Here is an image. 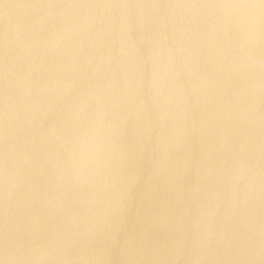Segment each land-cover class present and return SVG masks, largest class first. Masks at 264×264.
<instances>
[{
  "label": "rangeland",
  "instance_id": "374dc122",
  "mask_svg": "<svg viewBox=\"0 0 264 264\" xmlns=\"http://www.w3.org/2000/svg\"><path fill=\"white\" fill-rule=\"evenodd\" d=\"M1 1L0 264H264V0Z\"/></svg>",
  "mask_w": 264,
  "mask_h": 264
},
{
  "label": "bare ground",
  "instance_id": "6f19581e",
  "mask_svg": "<svg viewBox=\"0 0 264 264\" xmlns=\"http://www.w3.org/2000/svg\"><path fill=\"white\" fill-rule=\"evenodd\" d=\"M0 1H1V0H0ZM10 1L12 2V0H10ZM10 1H9V2H10ZM16 1H17V0H16ZM32 1H33V0H32ZM34 1H35V0H34ZM64 1H65V0H64ZM87 1H88V0H87ZM153 1H154V0H153ZM212 1H213V0H212ZM217 1H218V0H217ZM1 2L3 3L4 1H1ZM29 2H30V0H29ZM35 2H36V1H35ZM47 2H48V1H47ZM54 2H55V1H54ZM70 2H71V1H70ZM92 2H93V1H92ZM230 2H231V1H230ZM230 2H229V3H230ZM261 2H262V1H261ZM13 3H14V2H13ZM27 3H28V2H27ZM31 3H32V2H31ZM37 3H38V2H37ZM73 3H74V2H73ZM96 3H97V2H96ZM177 3H178V2H177ZM197 3H199V2H197ZM246 3H247V2H246ZM262 3H263V2H262ZM15 4H16V3H15ZM18 4H19V3H18ZM18 4H17V5H18ZM23 4H24V3H23ZM29 4H30V3H29ZM29 4H28V5H29ZM71 4H72V3H71ZM129 4H130V3H129ZM217 4H218V3H217ZM217 4H216V5H217ZM222 4H225V3H222ZM231 4H232V3H231ZM238 4H239V3H238ZM2 5H3V4H2ZM10 5H11V4H10ZM19 5H20V4H19ZM28 5H27V6H28ZM45 5H46V3H45ZM75 5H76V4H75ZM83 5H84V4H83ZM136 5H137V3H136ZM160 5H161V4H160ZM20 6H21V5H20ZM22 6H23V5H22ZM35 6H36V3H35ZM35 6H34V7H35ZM47 6H48V5H47ZM50 6H51V5H50ZM219 6H220V5H219ZM219 6H218V7H219ZM232 6H233V5H232ZM241 6H242V5H241ZM243 6H244V5H243ZM243 6H242V7H243ZM3 7H4V6H3ZM7 7H9V6H6V9H7ZM15 7H16V6H15ZM24 7H25V6H24ZM34 7H33V8H34ZM53 7H54V6H53ZM72 7H73V6H72ZM86 7H87V6H86ZM184 7H185V6H184ZM229 7H230V6H229ZM1 8H2V7H1ZM9 8H11V7H9ZM12 8H13V7H12ZM21 8H22V7H21ZM131 8H132V7H131ZM196 8H197V7H196ZM263 8H264V7H263ZM16 9H17V8H16ZM53 9H54V8H53ZM168 9H169V8H168ZM183 9H184V8H183ZM225 9H226V8H225ZM235 9H236V8H235ZM235 9H234V11H235ZM9 10H10V9H9ZM9 10H8V11H9ZM13 10H15V9L13 8ZM13 10H12V11H13ZM47 10H48V9H47ZM47 10H46V11H47ZM59 10H60V9H59ZM61 10H62V9H61ZM61 10H60V11H61ZM130 10H131V9H130ZM133 10H134V9H133ZM1 11H3V10L1 9ZM6 11H7V10H6ZM12 11H10V12L12 13ZM21 11L23 12V9H21ZM27 11H28V10H27ZM30 11H31V10H30ZM36 11H37V10H36ZM66 11H67V10H66ZM79 11H80V9H79ZM196 11H197V10H196ZM256 11H257V10H256ZM22 12H21V13H22ZM58 12H59V11H58ZM214 12H215V11H214ZM7 13H8V12H7ZM7 13H6V14H7ZM11 13H10V14H11ZM33 13H34V12H33ZM45 13H46V12H45ZM79 13H80V12H79ZM196 13H198V12H196ZM224 13H225V12H224ZM229 13H230V12H229ZM235 13H236V11H235ZM242 13H243V12H242ZM6 14H5V15H6ZM14 14H15V13H14ZM26 14H27V13H26ZM26 14H25L24 18L26 17ZM54 14H55V13H54ZM134 14H135V13H134ZM216 14H217V13H216ZM226 14H227V13H226ZM237 14H238V13H237ZM258 14H259V13H258ZM258 14H257V15H258ZM262 14H263V13H262ZM0 15H2V13H1ZM57 15H58V14H57ZM87 15H88V14H87ZM89 15H90V14H89ZM126 15H127V14H126ZM218 15H219V13H218ZM231 15H232V14H231ZM240 15H242V14L240 13ZM249 15H250V14H249ZM7 16H8V15H6V17H7ZM16 16H17V15H16ZM22 16H23V15H22ZM22 16H21V17H22ZM70 16H71V15H70ZM73 16H74V15H73ZM104 16H105V14H104ZM118 16H119V15H118ZM158 16H159V15H158ZM192 16H193V15H192ZM214 16H215V15H214ZM223 16H224V15H223ZM244 16H245V15H244ZM244 16H243V17H244ZM258 16H260V15H258ZM11 17H13V16H11ZM11 17H10V18H11ZM28 17H29V15H28ZM46 17H47V16H46ZM49 17H50V16H49ZM51 17H52V16H51ZM79 17H80V16H79ZM91 17H92V16H91ZM247 17H248V16H247ZM254 17H256V16H254ZM254 17H253V18H254ZM3 18H4V17H3ZM16 18H18V17H16ZM24 18H21V19H24ZM36 18H37V16H36ZM41 18H42V17H41ZM43 18H44V17H43ZM64 18H65V17H64ZM147 18H148V17H147ZM211 18H212V17H211ZM239 18H240V16H239ZM250 18H252V17L250 16ZM253 18H252V19H253ZM8 19H9V18H8ZM11 19H12V18H11ZM13 19H14V17H13ZM21 19H19V20H21ZM69 19H70V18H69ZM229 19H230V17H229ZM241 19H242V18H241ZM6 20H7V19H6ZM6 20H5V22H6ZM44 20H45V19H44ZM51 20H52V19H51ZM59 20H60V19H59ZM70 20H71V19H70ZM231 20H233V19L231 18ZM236 20H237V19H236ZM239 20H240V19H239ZM9 21H10V20H9ZM13 21H14V20H12V22H13ZM49 21H50V20H49ZM66 21H67V20H66ZM81 21H82V20H81ZM85 21H86V20H85ZM130 21H131V20H130ZM181 21H182V20H181ZM217 21H218V20H217ZM229 21H230V20H229ZM257 21H258V20H257ZM18 22H20V21H18ZM47 22H48V21H47ZM79 22H80V21H79ZM79 22H78V23H79ZM88 22H89V21H88ZM220 22H221V21H220ZM240 22H241V21H240ZM23 23H24V22H23ZM37 23H38V21H37ZM51 23H52V22H51ZM191 23H192V22H191ZM191 23H190V24H191ZM2 24H4V23H2ZM12 24H13V27H14V23H12ZM28 24H29V23H28ZM47 24H48V23H47ZM47 24H46V25H47ZM53 24H54V23H53ZM53 24H52V25H53ZM80 24H81V23H80ZM133 24H134V23H133ZM217 24H218V23H217ZM225 24H226V23H225ZM34 25H35V24H34ZM36 25H37V24H36ZM39 25H40V24H39ZM54 25H55V24H54ZM63 25H64V24H63ZM75 25H76V24H75ZM77 25H78V24H77ZM88 25H89V24H88ZM227 25H228V24H227ZM227 25H226V26H227ZM253 25H254V24H253ZM4 26H6V23H5ZM17 26H18V25H17ZM19 26H20V24H19ZM70 26H72V25H70ZM137 26H138V25H137ZM209 26H210V25H209ZM231 26H233V25H231ZM231 26H230V27H231ZM235 26H237V25H235ZM0 27H1V26H0ZM35 27H36V26H35ZM39 27H40V26H39ZM82 27H83V26H82ZM169 27H170V26H169ZM220 27H221V26H220ZM247 27H248V25H247ZM9 28H10V27H9ZM36 28H37V27H36ZM221 28H222V27H221ZM221 28H220V29H221ZM228 28H229V27H228ZM231 28H232V27H231ZM13 29H14V28H13ZM39 29H40V28H39ZM46 29H47V28H46ZM172 29H173V28H172ZM183 29H184V28H183ZM249 29H250V28H249ZM212 30H213V29H212ZM217 30H218V29H217ZM237 30H238V28L236 29V31H237ZM10 31H11V30H10ZM38 31H40V30H38ZM230 31H231V30H230ZM0 32H2V31H0ZM11 32H12V31H11ZM11 32H10V34H12ZM231 32H232V31H231ZM237 32H238V31H237ZM20 33H21V32H20ZM77 33H78V32H77ZM213 33H214V32L212 31V34H213ZM222 33H223V32H222ZM227 33H228V32H227ZM241 33H242V32H241ZM260 33H261V32H260ZM6 34H7V33H6ZM13 34H14V33H13ZM229 34H230V33H229ZM244 34H245V33H244ZM23 35H24V33H23ZM35 35H36V32H35ZM210 35H211V34H210ZM250 35H252V34H250ZM41 36H42V35H41ZM41 36H39V37H41ZM47 36H48V35H47ZM55 36L58 37V34L55 35ZM55 36H54V37H55ZM73 36H74V35H73ZM146 36H147V35H146ZM161 36H162V35H161ZM13 37H14V36H13ZM18 37H19V36H18ZM20 37H21V36H20ZM39 37H38V38H39ZM57 37H56V40H57ZM101 37H102V36H101ZM210 37H211V36H210ZM221 37H222V36H221ZM3 38H4V36H3ZM15 38H16V37H15ZM30 38H31V37H30ZM43 38H44V37H43ZM52 38H53V37H52ZM58 38H59V37H58ZM66 38H67V37H66ZM86 38H87V37H86ZM176 38H177V37H176ZM192 38H193V37H192ZM204 38H205V37H204ZM225 38H226V37H225ZM230 38H231V37H230ZM13 39H14V38H13ZM20 39H21V38H20ZM32 39H33V38H32ZM212 39H213V38H212ZM223 39H224V38H223ZM15 40H16V39H15ZM42 40H43V39H42ZM60 40H61V39H60ZM67 40H68V39H67ZM231 40H232V38H231ZM231 40H230V41H231ZM248 40H249V39H248ZM2 41H3V40H2ZM26 41H27V39H26ZM28 41H30V40H28ZM70 41H71V40H70ZM107 41H108V40H107ZM190 41H191V40H190ZM212 41H213V40H212ZM226 41H227V40H226ZM241 41H242V40H241ZM250 41H251V40H250ZM9 42H10V41H9ZM32 42H33V41H32ZM36 42H37V41H36ZM43 42H44V41H43ZM49 42H50V41H49ZM49 42H48V44L50 45ZM65 42H66V41H65ZM82 42H83V41H82ZM84 42H85V41H84ZM210 42H211V41H210ZM223 42H224V41H223ZM253 42H254V41H253ZM7 43H8V42H7ZM22 43H23V41H22ZM29 43H30V42H29ZM51 43H52V42H51ZM220 43H221V42H220ZM247 43H248V42H247ZM258 43H260V42H258ZM12 44H13V43H12ZM36 44H37V43H36ZM48 44H47V45H48ZM58 44H59V43H58ZM171 44H172V43H171ZM244 44H245V43H244ZM249 44H250V43H249ZM0 45H1V44H0ZM9 45H10V44H9ZM21 45H24V43L21 44ZM21 45H20V46H21ZM82 45H83V44H82ZM203 45H204V44H203ZM207 45H208V44H207ZM239 45H240V43H239ZM256 45H257V44H256ZM14 46H15V45H14ZM26 46H28V42H26ZM42 46H43V45H42ZM53 46H54V45H53ZM59 46H60V45H59ZM83 46H84V45H83ZM216 46H217V45H216ZM218 46H219V45H218ZM233 46H234V45H233ZM241 46H242V45H241ZM254 46H255V45H254ZM0 47H1V46H0ZM15 47H16V46H15ZM22 47H23V46H22ZM54 47H55V46H54ZM231 47H232V46H231ZM28 48H30V47H28ZM44 48H45V47H44ZM69 48H70V47H69ZM197 48H198V46H197ZM213 48H214V47H213ZM224 48H225V47H224ZM240 48H241V47H240ZM240 48H239V49H240ZM1 49H2V48H1ZM16 49H17V48H16ZM74 49H75V48H74ZM189 49H190V48H189ZM191 49H192V48H191ZM11 50H12V49H11ZM13 50H14V49H13ZM26 50H28V49H26ZM55 50H56V49H55ZM57 50H58V49H57ZM99 50H100V49H99ZM207 50H208V49H207ZM237 50H238V49H237ZM29 51H30V49H29ZM32 51H33V50H32ZM210 51H211V50H210ZM229 51H231V50H229ZM240 51H241V50H240ZM21 52H22V49H21ZM80 52H81V51H80ZM225 52H226V51H225ZM231 52H233V51H231ZM234 52H235V51H234ZM238 52H239V51H238ZM247 52H248V51H247ZM256 52H257V51H256ZM1 53H2V52H1ZM8 53H9V52H8ZM95 53H96V52H95ZM194 53H195V52H194ZM249 53H250V52H249ZM257 53H258V52H257ZM15 54H16V53H15ZM19 54H20V53H19ZM21 54H22V53H21ZM47 54H48V53H47ZM151 54H152V53H151ZM33 55H34V54H33ZM44 55H45V53H44ZM61 55H62V54H61ZM94 55H95V54H94ZM96 55H97V54H96ZM233 55H234V54H233ZM253 55H254V54H253ZM14 56H15V55H14ZM14 56H13V57H14ZM20 56H21V55H20ZM24 56H25V55H24ZM57 56H58V55H57ZM109 56H110V55H109ZM164 56H165V55H164ZM199 56H200V55H199ZM210 56H211V55H210ZM261 56H262V55H261ZM0 57H1V56H0ZM16 57H17V56H16ZM39 57H40V56H39ZM60 57H61V56H60ZM236 57H237V56H236ZM246 57H247V56H246ZM246 57H245V58H246ZM262 57H263V56H262ZM7 58H8V57H7ZM19 58H20V57H19ZM22 58H23V56H21V59H22ZM26 58H27V57H26ZM76 58H77V57H76ZM250 58H251V57H250ZM14 59L16 60V58H14ZM28 59H29V58H28ZM36 59H37V58H36ZM60 59H61V58H60ZM113 59H114V58H113ZM239 59H241V58H239ZM22 60H23V59H22ZM41 60H42V59H41ZM83 60H84V59H83ZM241 60H242V59H241ZM244 60H245V59H244ZM6 61H8V60H6ZM9 61H10V60H9ZM9 61H8V62H9ZM24 61L26 62V59H25ZM30 61H31V60H30ZM59 61H60V60H59ZM234 61H235V60H234ZM249 61H251V60H249ZM0 62H1V61H0ZM8 62H7V63H8ZM12 62H13V61H12ZM25 62H24V63H25ZM98 62H99V61H98ZM246 62H247V61H246ZM10 63H11V62H10ZM27 63H28V62H27ZM30 63H31V62H30ZM34 63H36V62H34ZM54 63H55V62H54ZM131 63H132V62H131ZM216 63H217V62H216ZM250 63H251V62H250ZM125 64H126V63H125ZM134 64H135V63H134ZM198 64H199V63H198ZM198 64H197V65H198ZM236 64H237V63H236ZM238 64H239V63H238ZM242 64H243V62H242ZM4 65H5V63H4ZM10 65H11V64H10ZM13 65H15V64H13ZM18 65H19V64H18ZM24 65H25V64H24ZM26 65H27V64H26ZM35 65L37 66V64H35ZM50 65H51V64H50ZM64 65H65V64H64ZM126 65H127V64H126ZM243 65H244V67H245V63H244ZM16 66H17V64H16ZM28 66H30V64H29ZM36 66H34V67H36ZM99 66H100V65H99ZM234 66H235V65H234ZM248 66H250V65H248ZM253 66H254V65H253ZM6 67H9V66L6 65ZM6 67H5V68H6ZM19 67H20V66H19ZM23 67H24V66H23ZM48 67H49V66H48ZM84 67H85V66H84ZM95 67H96V66H95ZM126 67H127V66H126ZM214 67H215V66H214ZM231 67H232V66H231ZM241 67H242V66H241ZM26 68H27V67H26ZM64 68H65V67H64ZM72 68H73V67H72ZM76 68H77V67H76ZM157 68H158V67H157ZM236 68H237V67H236ZM0 69H3V67L0 68ZM22 69H23V68H22ZM28 69H30V67H29ZM104 69H105V68H104ZM124 69H125V68H124ZM192 69H193V68H192ZM212 69H213V68H212ZM6 70L9 71V73H10V71H11V69H9V70L6 69ZM42 70H43V69H42ZM149 70H150V69H149ZM235 70H236V69H235ZM237 70H238V69H237ZM260 70H261V69H260ZM262 70H263V69H262ZM7 71H6V72H7ZM65 71H66V70H65ZM129 71H130V70H129ZM229 71H230V69H229ZM233 71H234V70H233ZM233 71H232V72H233ZM240 71H241V69H240ZM16 72H17V71H16ZM20 72H21V71H20ZM109 72H110V71H109ZM142 72H143V71H142ZM166 72H167V71H166ZM245 72H246V71H245ZM1 73H3V72H1ZM1 73H0V74H1ZM13 73H14V72H13ZM18 73H19V72H18ZM59 73H60V72H59ZM114 73H115V72H114ZM126 73H127V72H126ZM237 73H238V72H237ZM246 73H247V72H246ZM26 74H27V72H26ZM36 74H37V73H36ZM88 74H89V73H88ZM146 74H147V73H146ZM233 74H234V73H233ZM4 75H5V74H4ZM20 75H21V74H20ZM20 75H18V76H20ZM23 75H24V74H23ZM100 75H101V74H100ZM255 75H256V74H255ZM10 76H12V75H10ZM13 76H14V75H13ZM147 76H148V75H147ZM156 76H157V75H156ZM214 76H215V75H214ZM15 77H16V76H15ZM15 77H14V78H15ZM24 77H27V76L25 75ZM0 78H1V77H0ZM10 78H11V77H10ZM17 78H18V77H17ZM19 78H20V77H19ZM19 78H18V79H19ZM21 78H22V77H21ZM21 78H20V80H21ZM90 78H91V77H90ZM207 78H208V77H207ZM210 78H211V77H210ZM26 79H27V78H26ZM32 79H33V78H32ZM128 79H130V78H128ZM205 79H206V78H205ZM256 79H257V77H256ZM0 80H2V79H0ZM12 80H13V79H12ZM14 80H15V79H14ZM20 80H19V81H20ZM68 80H69V79H68ZM110 80H111V79H110ZM246 80H247V79H246ZM252 80H253V79H252ZM3 81H4V80H3ZM3 81H0V83H1V82H2V83H5V82H3ZM15 81H16V80H15ZM32 81H33V80H32ZM57 81H58V80H57ZM117 81H118V80H117ZM182 81H183V80H182ZM8 82H9V81H8ZM10 82H11V81H10ZM21 82H22V81H21ZM41 82H42V81H41ZM50 82H51V81H50ZM65 82H66V81H65ZM12 83H13V82H12ZM18 83H19V82H18ZM27 83H28V81H27ZM32 83H33V82H32ZM51 83H52V82H51ZM66 83H67V82H66ZM110 83H111V82H110ZM149 83H150V82H149ZM241 83H242V82H241ZM246 83H247V82H246ZM246 83H245V84H246ZM254 83H255V82H254ZM8 84L10 85V83H8ZM8 84H7V85H8ZM22 84H23V83H22ZM47 84H48V83H47ZM47 84H46V85H47ZM57 84H58V82H57ZM62 84H63V83H62ZM4 85H5V84H4ZM9 85H8V86H9ZM26 85H27V84H26ZM39 85H41V83H40ZM48 85H49V84H48ZM227 85H228V84H227ZM241 85H242V84H241ZM243 85H244V83H243ZM8 86H7V87H8ZM24 86H25V85H24ZM43 86H44V84H43ZM58 86H59V85H58ZM76 86H77V85H76ZM91 86H92V85H91ZM7 87H6V88H7ZM9 87H10V86H9ZM9 87H8V88H9ZM13 87H14V86H13ZM20 87H21V86H20ZM30 87H31V86H30ZM65 87H66V86H65ZM72 87H73V86H72ZM94 87H96V86L94 85ZM140 87H141V86H140ZM221 87H222V86H221ZM234 87H235V86H234ZM31 88H32V87H31ZM40 88H41V87H40ZM49 88H50V87H49ZM68 88H69V87H68ZM137 88H138V87H137ZM215 88H216V87H215ZM215 88H214V89H215ZM230 88H231V87H230ZM2 89H3V88H2ZM32 89H33V88H32ZM132 89H133V88H132ZM186 89H187V88H186ZM236 89H237V87H236ZM248 89H249V88H248ZM0 90H1V89H0ZM6 90L8 91V89H6ZM6 90H5V91H6ZM29 90H30V89H29ZM38 90H39V89H38ZM228 90H229V88H228ZM230 90H231V89H230ZM2 91H3V90H2ZM21 91H22V90H21ZM24 91L26 92V89H24ZM62 91H63V90H62ZM139 91H140V90H139ZM232 91H233V90H232ZM232 91H231V92H232ZM17 92H18V91H17ZM22 92H23V91H22ZM25 92H24V93H25ZM43 92H44V91H43ZM100 92H101V91H100ZM210 92H211V91H210ZM213 92H214V91H213ZM220 92H221V91H220ZM220 92H219V93H220ZM261 92H262V91H261ZM19 93H20V92H19ZM24 93H22V94L20 93V96H21V95L23 96ZM143 93H144V92H143ZM247 93H248V92H247ZM5 94H6V93H5ZM8 94H9V93H8ZM31 94H32V93H31ZM31 94H30V95H31ZM37 94H38V92H37ZM48 94H50V93H48ZM58 94H59V93H58ZM62 94H63V93H62ZM243 94H244V93H243ZM251 94H252V93H251ZM260 94H261V93H260ZM260 94H259V95H260ZM18 95H19V94H18ZM25 95H26V94H24V96H25ZM28 95H29V94H28ZM30 95H29V96H30ZM38 95H39V94H38ZM46 95H47V94H46ZM52 95H53V94H52ZM230 95H231V93H230ZM259 95H258V96H259ZM9 96H10V95H9ZM20 96H19V97H20ZM22 96H21V97H22ZM60 96H61V95H60ZM96 96H97V95H96ZM133 96H134V95H133ZM181 96H182V95H181ZM242 96H243V95H242ZM244 96H245V95H244ZM244 96H243V97H244ZM258 96H257V97H258ZM2 97H4V96H2ZM15 97H16V96H15ZM21 97H20V98H21ZM25 97H26V96H25ZM58 97H59V96H58ZM99 97H100V96H99ZM169 97H170V96H169ZM261 97H262V96H261ZM17 98H18V97H17ZM17 98H16V100H17ZM30 98H31V97H30ZM32 98L34 99V97H32ZM86 98H87V97H86ZM246 98H247V97H246ZM252 98H253V97H252ZM6 99H7V98H6ZM6 99L4 98L5 101H7ZM22 99H23V98H22ZM33 99H32V100H33ZM39 99H40V98H39ZM56 99H57V98H56ZM181 99H182V98H181ZM221 99H222V98H221ZM12 100H13V99H12ZM16 100H15V101L13 100V101L15 102V104H14L13 107H15V105L17 104V103H16V102H17ZM25 100H26V99H25ZM42 100H43V99H42ZM77 100H78V99H77ZM90 100H91V99H90ZM217 100H218V99H217ZM258 100H259V98H258ZM258 100H257V101H258ZM1 101H2V100H1ZM26 101H27V100H26ZM28 101H29V100H28ZM35 101H36V100H35ZM35 101H34V100L32 101V102H34V104L32 103V105H34V106H35V104H37V103H35ZM40 101H41V100H40ZM40 101H39V102H40ZM210 101H211V100H210ZM229 101H230V100H229ZM3 102H4V101H3ZM10 102H12V101H10ZM30 102H31V101H29V103H30ZM36 102H37V101H36ZM84 102H85V101H84ZM80 103H81V102H80ZM93 103H94V102H93ZM202 103H203V102H202ZM207 103H208V102H207ZM216 103H217V102H216ZM0 104H1V103H0ZM8 104H9V103H8ZM8 104L5 102V107H6ZM224 104H225V103H224ZM260 104H261V103H260ZM11 105H12V104H11ZM32 105H31V106H32ZM101 105H102V104H101ZM202 105H203V104H202ZM222 105H223V104H222ZM222 105H221V106H222ZM258 105H259V104H258ZM258 105H256V107H257ZM3 106H4V105H3ZM8 106H9V105H8ZM16 106H18V105H16ZM28 106H29V105H28ZM84 106H85V104H84ZM1 107H2V104H1ZM5 107H3V108H4V111H8V110H5V109H6ZM9 107H10V106H9ZM32 107H33V106H32ZM92 107H93V106H92ZM120 107H121V106H120ZM163 107H164V106H163ZM217 107H218V106H217ZM233 107H234V106H233ZM3 108H2V109H3ZM109 108H110V107H109ZM15 109H16V107H15ZM25 109H27V107H26ZM34 109H35V108H34ZM104 109H105V108H104ZM113 109H114V108H113ZM133 109H134V108H133ZM194 109H195V108H194ZM16 110H17V109H16ZM70 110H71V109H70ZM137 110H138V109H137ZM4 111H2V112H4ZM10 111H11V110H10ZM14 111H15V110H14ZM19 111H20V110H19ZM22 111H23V110H22ZM27 111L29 112V110H27ZM27 111H24V113L27 112ZM38 111H40V110H38ZM46 111H47V110H46ZM56 111H57V110H56ZM125 111H126V110H125ZM217 111H218V110H217ZM15 112H16V111H15ZM81 112H82V111H81ZM98 112H99V111H98ZM103 112H104V111H103ZM105 112H106V111H105ZM107 112H108V111H107ZM181 112H182V111H181ZM221 112H222V111H221ZM221 112H220V113H221ZM229 112H230V111H229ZM0 113H1V112H0ZM8 113H10V112H8ZM16 113H17V112H16ZM36 113H37V112H36ZM39 113H40V112H39ZM245 113H246V112H245ZM47 114H48V113H47ZM172 114H173V113H172ZM233 114H234V113H233ZM3 115H4V114H3ZM8 115H10V114H8ZM74 115H75V114H74ZM80 115H81V114H80ZM102 115H103V114H102ZM114 115H115V114H114ZM194 115H195V114H194ZM29 116H30V114H29ZM31 116H32V115H31ZM45 116H46V115H45ZM58 116H59V115H58ZM90 116H91V115H90ZM217 116H218V115H217ZM1 117H2V116H1ZM3 117H4V116H3ZM26 117H27V115H26ZM55 117H56V116H55ZM234 117H237V116H234ZM22 118H23V117H22ZM3 119H4V118H3ZM18 119H19V118H18ZM18 119H17V120H18ZM27 119H28V118H27ZM35 119H36V118H35ZM213 119H214V118H213ZM216 119H217V118H216ZM231 119H232V118H231ZM32 120H33V119H32ZM94 120H95V119H94ZM126 120H127V119H126ZM234 120H235V119H234ZM1 121H2V120H1ZM167 121H168V120H167ZM209 121H210V120H209ZM218 121H219V120H218ZM243 121H244V120H243ZM92 122H93V121H92ZM213 122H214V121H213ZM229 122H230V121H229ZM241 122H242V121H241ZM261 122H263V121H261ZM21 123H22V122H21ZM25 123H26V122H25ZM72 123H73V122H72ZM88 123H89V122H88ZM238 123H239V121H238ZM1 124H2V123H1ZM3 124H4V123H3ZM55 124H56V123H55ZM57 124H58V123H57ZM67 124H68V123H67ZM154 124H155V123H154ZM220 124H221V123H220ZM224 124H225V123H224ZM12 125H13V124H12ZM20 125H21V124H20ZM24 125H25V124H24ZM62 125H63V124H62ZM83 125H84V124H83ZM90 125H91V124H90ZM118 125H119V124H118ZM252 125H253V124H252ZM9 126H10V125H9ZM14 126H15V125H14ZM25 126H26V125H25ZM94 126H95V125H94ZM106 126H107V125H106ZM234 126H235V125H234ZM1 127H2V126H1ZM33 127H34V126H33ZM102 127H103V126H102ZM120 127H122V126H120ZM228 127H229V126H228ZM245 127H246V126H245ZM2 128H3V127H2ZM2 128H1V129H2ZM20 128H21V127H20ZM27 128H28V127H27ZM57 128H58V127H57ZM67 128H68V127H67ZM73 128H74V127H73ZM104 128H105V127H104ZM212 128H213V127H212ZM226 128H227V127H226ZM6 129H7V127H6ZM21 129H24V128H21ZM28 129H29V128H28ZM31 129H32V128H31ZM215 129H216V128H215ZM219 129H220V128H219ZM232 129H233V128H232ZM38 130H39V129H38ZM97 130H98V129H97ZM226 130H227V129H226ZM237 130H238V129H237ZM240 130H242V129H240ZM244 130H246V129H244ZM3 131H4V130H3ZM10 131H11V129H10ZM10 131H8V132H10ZM140 131H141V130H140ZM221 131H222V130H221ZM233 131H234V130H233ZM258 131H259V130H258ZM58 132H59V131H58ZM73 132H74V130H73ZM186 132H187V131H186ZM225 132H226V131H225ZM262 132H263V131H262ZM0 133H1V132H0ZM34 133H35V132H34ZM165 133H166V132H165ZM1 134H2V133H1ZM67 134H68V133H67ZM84 134H85V133H84ZM102 134H103V133H102ZM137 134H138V133H137ZM175 134H176V133H175ZM183 134H184V133H183ZM230 134H231V133H230ZM234 134H235V133H234ZM5 135H6V134H5ZM25 135H27V134L25 133ZM104 135H105V134H104ZM181 135H182V134H181ZM191 135H192V134H191ZM222 135H223V134H222ZM260 135H261V134H260ZM9 136H10V135H9ZM66 136H67V135H66ZM133 136H134V135H133ZM45 137H46V136H45ZM169 137H170V136H169ZM169 137H168V138H169ZM11 138H12V137H11ZM31 138H32V137H31ZM160 138H161V137H160ZM180 138H181V137H180ZM74 139H76V138H74ZM85 139H86V138H85ZM177 139H178V138H177ZM1 140H2V139H1ZM89 140H90V139H89ZM93 140H94V139H93ZM7 141H8V140H7ZM13 141H14V140H13ZM176 141H177V140H176ZM178 141H179V140H178ZM251 141H252V140H251ZM255 141H256V140H255ZM9 142H10V141H9ZM22 142H23V141H22ZM24 142H25V141H24ZM56 142H57V141H56ZM169 142H171V141H169ZM216 142H217V141H216ZM7 143H8V142H7ZM18 143H19V142H18ZM52 143H53V141H52ZM78 143H79V142H78ZM160 143H161V142H160ZM194 143H195V142H194ZM249 143H250V142H249ZM9 144H10V143H9ZM14 144H15V143H14ZM25 144H26V143H25ZM91 144H92V143H91ZM204 144H205V143H204ZM255 144H256V143H255ZM15 145H16V144H15ZM79 145H80V144H79ZM37 146H38V145H37ZM68 146H69V145H68ZM92 146H93V145H92ZM100 146H101V145H100ZM102 146H103V145H102ZM214 146H215V145H214ZM207 147H208V146H207ZM231 147H232V146H231ZM241 147H242V146H241ZM244 147H245V146H244ZM22 148H23V147H22ZM46 148H47V147H46ZM50 148H51V146H50ZM82 148H83V147H82ZM23 149H24V148H23ZM73 149H75V148H73ZM77 149H78V148H77ZM241 149H242V148H241ZM241 149H239V150H241ZM246 149H247V148H246ZM249 149H251V148H249ZM249 149H248V150H249ZM46 150H47V149H46ZM83 150H84V149H83ZM130 150H131V149H130ZM217 150H218V149H217ZM224 150H225V149H224ZM224 150H223V152H224ZM34 151H35V150H34ZM43 151H44V150H43ZM57 151H58V150H57ZM213 151H214V150H213ZM163 152H164V151H163ZM242 152H243V151H242ZM258 152H260V151L258 150ZM262 152H263V151H262ZM44 153H45V151H44ZM56 153H57V152H56ZM161 153H162V152H161ZM213 153H214V152H213ZM238 153H239V152H238ZM31 154H32V153H31ZM31 154H30V155H31ZM63 154H64V153H63ZM140 154H141V153H140ZM168 154H169V153H168ZM168 154H167V155H168ZM202 155H203V154H202ZM261 155H262V154H261ZM57 156H58V155H57ZM31 157H32V156H31ZM47 157H48V156H47ZM87 157H88V156H87ZM25 158H26V157H25ZM165 158H166V157H165ZM239 158H240V157H239ZM6 159H7V158H6ZM20 159H21V158H20ZM22 159H23V158H22ZM186 159H187V158H186ZM227 159H228V158H227ZM51 160H52V159H51ZM74 160H75V159H74ZM83 160H84V159H83ZM85 160H86V159H85ZM90 160H91V159H90ZM153 160H154V159H153ZM10 161H11V160H10ZM56 161H57V160H56ZM81 162H82V161H81ZM164 162H165V161H164ZM262 162H263V161H262ZM47 163H48V162H47ZM81 164H82V163H81ZM85 164H86V163H85ZM100 164H101V163H100ZM154 164H155V163H154ZM79 165H80V164H79ZM87 165H88V164H87ZM41 166H42V165H41ZM53 166H54V165H53ZM55 166H56V165H55ZM59 166H60V165H59ZM82 166H83V165H82ZM193 166H194V165H193ZM244 166H245V165H244ZM68 167H69V166H68ZM162 167L164 168V166H162ZM202 167H203V166H202ZM238 167H239V166H238ZM83 168H84V167H83ZM88 168H89V167H88ZM0 169H1V168H0ZM34 169H35V168H34ZM58 169H59V168H58ZM90 169H91V168H90ZM160 169H161V168H160ZM220 169H221V168H220ZM64 171H65V170H64ZM221 171H222V170H221ZM235 171H236V170H235ZM18 172H19V171H18ZM118 172H119V171H118ZM244 172H245V171H244ZM42 173H43V172H42ZM47 173H48V172H47ZM86 173H87V172H86ZM145 173H146V172H145ZM207 173H208V172H207ZM3 174H4V173H3ZM10 174H11V172H10ZM50 174H51V173H50ZM37 175H38V174H37ZM125 175H126V174H125ZM182 175H183V174H182ZM219 175H220V174H219ZM239 175H240V174H239ZM241 175H242V174H241ZM82 176H83V175H82ZM127 176H128V175H127ZM127 176H126V177H127ZM6 177H7V176H6ZM69 177H70V175H69ZM83 177H84V176H83ZM120 177H121V176H120ZM171 177H172V176H171ZM26 178H27V177H26ZM81 178H82V177H81ZM259 178H260V177H259ZM59 179H60V178H59ZM65 179H66V178H65ZM92 179H94V178H92ZM156 179H157V178H156ZM174 179H175V178H174ZM47 180H48V179H47ZM113 180H114V179H113ZM134 180H135V179H134ZM165 180H166V179H165ZM1 181H2V180H1ZM124 181H125V180H124ZM168 181H169V180H168ZM205 181H206V180H205ZM54 182H56V181H54ZM181 182H182V181H181ZM226 183H227V182H226ZM4 184H5V183H4ZM63 184H64V183H63ZM179 184H180V183H179ZM145 185H146V184H145ZM255 185H256V183H255ZM55 186H56V185H55ZM80 186H81V185H80ZM186 186H187V185H186ZM193 186H194V184H193ZM25 187H26V186H25ZM76 187H77V185H76ZM107 187H108V186H107ZM178 187H179V186H178ZM61 188H62V187H61ZM170 188H171V187H170ZM111 189H112V188H111ZM190 189H191V188H190ZM43 191H44V190H43ZM112 191H113V190H112ZM236 191H237V190H236ZM4 192H5V191H4ZM141 192H142V191H141ZM151 192H152V191H151ZM5 193H6V192H5ZM5 193H4V194H5ZM162 193H163V192H162ZM71 194H72V193H71ZM140 194H141V193H140ZM57 195H58V194H57ZM156 195H157V194H156ZM203 195H204V194H203ZM249 195H250V194H249ZM6 196H7V195H6ZM17 196H18V195H17ZM31 196H32V195H31ZM33 196H34V195H33ZM54 196H55V195H54ZM89 196H90V195H89ZM96 196H97V195H96ZM96 196H95V197H96ZM116 196H117V195H116ZM244 197H245V196H244ZM263 197H264V196H263ZM27 198H28V197H27ZM83 198H84V197H83ZM160 198H161V197H160ZM71 199H72V198H71ZM201 199H202V198H201ZM262 199H263V198H262ZM20 200H21V199H20ZM53 200H54V199H53ZM61 200H62V199H61ZM86 200H87V199H86ZM155 200H156V199H155ZM191 200H192V199H191ZM81 201H82V200H81ZM112 201H113V200H112ZM170 201H171V200H170ZM4 202H5V201H4ZM8 202H9V201H8ZM13 202H14V201H13ZM66 202H67V201H66ZM224 202H226V201H224ZM20 203H21V202H20ZM44 203H45V202H44ZM61 203H62V202H61ZM131 203H132V202H131ZM5 204H6V203H5ZM125 204H126V203H125ZM160 204H161V203H160ZM212 204H213V203H212ZM226 204H227V203H226ZM51 205H52V204H51ZM60 205H61V204H60ZM255 205H257V204H255ZM74 206H75V205H74ZM121 206H122V205H121ZM179 206H180V205H179ZM232 206H233V205H232ZM11 207H12V206H11ZM183 207H184V206H183ZM233 207H234V206H233ZM235 207H236V206H235ZM91 208H92V207H91ZM98 209H99V208H98ZM204 209H205V208H204ZM210 209H211V208H210ZM215 209H216V208H215ZM241 209H242V208H241ZM71 210H72V209H71ZM237 210H238V209H237ZM239 210H240V209H239ZM7 211H8V210H7ZM31 211L33 212V210H31ZM74 211H75V210H74ZM129 211H130V210H129ZM157 211H158V210H157ZM208 211H209V210H208ZM229 211H230V210H229ZM127 212H128V211H127ZM145 212H146V211H145ZM149 212H150V211H149ZM160 212H161V211H160ZM29 213H30V212H29ZM66 213H67V212H66ZM93 213H94V212H93ZM156 213H158V212H156ZM161 213H162V212H161ZM193 213H194V212H193ZM196 213H197V212H196ZM0 214H1V213H0ZM86 214H87V213H86ZM90 214H91V213H90ZM106 214H107V213H106ZM147 214H148V213H147ZM162 214H163V213H162ZM211 214H212V213H211ZM80 215H81V214H80ZM106 216H107V215H106ZM44 217H45V216H44ZM163 217H164V216H163ZM183 217H184V216H183ZM166 218H167V217H166ZM209 218H210V217H209ZM236 218H237V217H236ZM259 218H260V217H259ZM109 219H110V218H109ZM132 220H133V219H132ZM208 220H209V219H208ZM75 221H76V220H75ZM87 221H88V220H87ZM172 221H173V220H172ZM243 221H244V220H243ZM6 222H7V221H6ZM64 222H65V221H64ZM147 222H148V221H147ZM173 222H174V221H173ZM182 222H183V221H182ZM223 222H224V221H223ZM30 223H32V222H30ZM150 223H151V222H150ZM150 223H149V224H150ZM217 223H218V222H217ZM32 224H34V223H32ZM32 224H31V225H32ZM164 224H165V223H164ZM172 224H173V223H172ZM43 225H44V224H43ZM70 225H71V224H70ZM150 225H151V224H150ZM153 225H154V224H153ZM155 225H156V224H155ZM176 225H177V224H176ZM254 225H255V224H254ZM16 226H17V225H16ZM23 226H24V225H23ZM33 226H34V225H33ZM64 226H65V225H64ZM216 226H218V225H216ZM230 226H231V225H230ZM241 226H242V225H241ZM5 227H6V226H5ZM56 227H57V226H56ZM130 227H131V226H130ZM134 227H135V226H134ZM144 227H145V226H144ZM184 227H185V226H184ZM233 227H234V226H233ZM19 228H20V227H19ZM25 228H26V227H25ZM158 228H159V227H158ZM160 228H161V227H160ZM222 228H223V227H222ZM54 229H55V228H54ZM74 229H75V228H74ZM202 229H203V228H202ZM220 229H221V228H220ZM83 230H84V229H83ZM99 230H100V229H99ZM123 230H124V229H123ZM175 230H176V229H175ZM178 230H179V229H178ZM255 230H256V229H255ZM19 231H20V230H19ZM44 231H45V230H44ZM69 231H70V230H69ZM3 232H4V231H3ZM57 232H58V231H57ZM134 232H135V231H134ZM23 233H24V231H23ZM98 233H99V232H98ZM185 233H186V232H185ZM258 233H259V232H258ZM37 234H38V233H37ZM86 234H87V233H86ZM88 234H89V233H88ZM126 234H127V233H126ZM218 234H219V233H218ZM247 234H248V233H247ZM42 235H43V234H42ZM70 235H71V234H70ZM76 235H77V234H76ZM76 235H75V236H76ZM208 235H209V234H208ZM99 236H100V235H99ZM169 236H170V235H169ZM228 236H229V235H227V237H228ZM255 236H256V235H255ZM13 238H14V237H13ZM36 238H38V237H36ZM72 238H73V237H72ZM80 238H81V237H80ZM104 238H105V237H104ZM179 238H180V237H179ZM15 239H16V238H15ZM93 239H94V238H93ZM123 239H124V238H123ZM139 239H140V238H139ZM176 239H177V238H176ZM61 240H62V239H61ZM61 240H60V241H61ZM115 240H116V239H115ZM149 240H150V239H149ZM30 241H31V240H30ZM43 241H44V240H43ZM57 241H58V240H57ZM92 241H93V240H92ZM178 241H179V240H178ZM183 241H184V240H183ZM185 241H186V240H185ZM225 241H226V240H225ZM45 242H46V241H45ZM139 242H140V241H139ZM206 242H207V241H206ZM234 242H235V241H234ZM43 243H44V242H43ZM44 244H46V243H44ZM182 244H183V243H182ZM232 244H233V243H232ZM236 244H237V243H236ZM236 244H235V245H236ZM98 245H99V244H98ZM212 245H213V244H212ZM104 246H105V245H104ZM209 246H210V245H209ZM98 247H99V246H98ZM183 247H184V246H183ZM185 247H186V246H185ZM239 247H240V246H239ZM72 248H73V247H72ZM245 248H246V247H245ZM17 251H18V250H17ZM101 251H102V250H101ZM138 251H139V250H138ZM64 253H65V252H64ZM182 253H183V252H182ZM188 254H189V253H188ZM194 254H195V253H194ZM142 255H143V254H142ZM45 256H46V255H45ZM66 256H67V255H66ZM147 256H148V254H147ZM195 256H196V255H195ZM67 257H68V256H67ZM112 257H113V256H112ZM128 257H129V256H128ZM70 258H71V257H70ZM228 258H229V257H228ZM263 258H264V257H263ZM75 259H76V258H75ZM182 259H183V258H182ZM167 260H168V259H167ZM29 261H30V260H29ZM66 261H67V260H66ZM111 261H112V260H111ZM141 261H142V260H141ZM33 262H35V261H33ZM63 262H64V261H63ZM63 262H62V263H63ZM259 262H260V260H259ZM67 263H68V262H67ZM199 263H200V262H199ZM109 264H110V263H109Z\"/></svg>",
  "mask_w": 264,
  "mask_h": 264
}]
</instances>
